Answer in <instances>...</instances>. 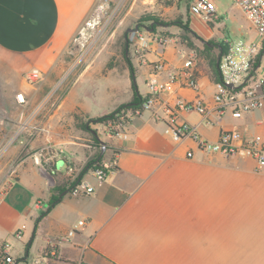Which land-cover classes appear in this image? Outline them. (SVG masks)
<instances>
[{"label": "crops", "instance_id": "crops-1", "mask_svg": "<svg viewBox=\"0 0 264 264\" xmlns=\"http://www.w3.org/2000/svg\"><path fill=\"white\" fill-rule=\"evenodd\" d=\"M98 2L0 0V78L19 87L27 100L21 104L11 96L16 105L26 108L15 106V115L24 111L26 118L23 129L18 126L8 132L17 135L15 151L20 145L40 150L20 163L18 174L0 192V252L8 244L12 264H264V166L247 155L204 152L192 138H175L161 100L105 140L109 144L102 161L115 164L105 179H97L93 171L64 178L70 173L69 157L82 159L77 155L82 144L73 133L79 116L109 113L128 103L135 92L147 96L151 63L158 57L167 59L173 70L184 61L179 53L184 43L178 37L163 47L150 40L143 53L145 62L131 46L124 53L136 67L132 77L126 68L119 76L111 72L91 76L88 82L84 73L114 53L113 46L102 43L90 49L88 67L64 86L66 67L81 50L73 39L94 15ZM218 14L220 19L214 22L224 24L223 14ZM203 18L190 16L191 26L200 35L213 34ZM35 67L43 70L44 78L30 86L24 75ZM55 76L62 90L46 91ZM196 78L197 88L172 84L167 97L172 100L179 94L212 103L216 81L200 65V58ZM82 82L90 86L80 89ZM100 84L104 86L97 92ZM256 111L264 108L240 118L230 112L221 118L214 113V126L201 123L196 111H183L175 122L197 126L210 141L218 140L222 128L236 127L253 136L250 129ZM258 124H264V119ZM65 149V154L59 153ZM60 161L63 165L58 168ZM76 176L77 182L89 181L94 192L73 193L70 180ZM61 186L66 189L51 206ZM86 218L87 223L77 226Z\"/></svg>", "mask_w": 264, "mask_h": 264}, {"label": "rangeland", "instance_id": "rangeland-1", "mask_svg": "<svg viewBox=\"0 0 264 264\" xmlns=\"http://www.w3.org/2000/svg\"><path fill=\"white\" fill-rule=\"evenodd\" d=\"M192 1L193 0H117L115 2H110L99 0L94 15L83 23L73 39V42L78 44L81 50L77 52L75 58H73L66 67L68 73L64 75L68 81L63 85L67 86V84H69V79L77 76L84 68L88 67L89 54L92 52L90 49L94 45L102 43L113 46L114 53L111 57H109L110 54H107L106 59L103 57L102 60L99 59L97 63L93 64L94 66H92L88 72L84 73L85 80L88 78L87 81L89 82L91 76L103 77L104 75H110L111 72H113V75L119 76L126 72V68L128 69L127 74L132 77L136 67L126 60L124 46L129 36V41L132 42L130 45L131 49L136 53L135 46L133 45L135 30H140L145 35H150V37L169 39L178 37V41L180 40L182 43H184L183 38L185 36L190 38L194 44L192 48L197 51L198 57L200 58V65L205 70H207V65L206 60L202 58V50L207 42L213 46L215 53L222 49V44L226 46L228 52L230 50V46L224 43V34L233 41L236 51L247 49L253 42H262L257 30L248 20L243 10L233 3V0H213L218 13L223 14L225 23L217 25L214 21L203 18L214 33L210 35L205 34V36L198 33L201 40L197 39L192 33L182 28L190 19V5ZM89 22H91L90 25H88ZM197 26H201L200 22L197 23ZM129 28H133L134 30L127 31ZM184 44L188 45V42ZM259 55H263L264 62V44L259 51ZM221 68L225 75L228 76L229 70L225 57L221 60ZM3 79L4 78H0V127L2 128L0 131V192L4 191L14 175L18 174L17 167L20 163L24 161L26 157L40 152L39 147L30 148L25 145H20L15 151L14 144L18 143L16 141L17 135H13L12 131L8 132V130L9 128L15 130L18 126L21 127V125L24 124L23 121L26 118V112L24 113V111H22L23 113L20 115H15L13 109L15 106H19L22 109L26 108L22 107L25 105H16L12 101L11 96H16L17 99V94L20 90L19 87L14 88L13 83L5 82ZM58 79L55 76V83L49 86L46 91L57 92L58 90H62V82H57ZM88 82L79 84L80 89L86 90L88 86H90ZM102 86L104 85L100 84V88L96 91L101 92ZM36 105L37 104H33V107ZM31 106L32 105L29 104L27 108ZM118 108L119 107L113 111L110 110V112L106 114L89 117L79 116V120L73 125V133L74 135L78 134L76 139L80 140L79 143L82 144V147H80V154L77 152V155L82 156V159L74 161L73 158L69 157L67 164L71 165L72 169L69 171L70 173L64 177L66 180L67 178L70 179L74 177L76 174H81L85 171H93L100 164L102 161V152H105L104 147H108L107 144H109L105 140L120 132L123 124L129 118V113L132 112V110H126L120 112L118 115L116 114L112 118H106ZM259 119H264L263 111H256L251 121L252 125L250 130L254 135L259 132H264V124H258ZM85 126H88V128H85ZM21 129H23V127H21ZM95 132L100 138L98 141L95 140ZM38 133L39 132L34 133V137H37L36 134ZM91 151H94L91 155V159L86 162L82 161L85 155H88ZM65 153L66 149L62 154ZM49 155H53L52 150L49 151ZM62 165L63 161H60L58 168H61ZM71 183L74 184V179L70 180V184Z\"/></svg>", "mask_w": 264, "mask_h": 264}, {"label": "built area", "instance_id": "built-area-1", "mask_svg": "<svg viewBox=\"0 0 264 264\" xmlns=\"http://www.w3.org/2000/svg\"><path fill=\"white\" fill-rule=\"evenodd\" d=\"M106 1L115 2L117 0ZM233 3L243 10L257 30L262 42H253L247 49L236 51L233 42L229 38L224 39V43L230 46L229 52L223 56L226 58L229 74L226 76L223 72V81L216 82L212 103L201 98L187 99L179 94L172 96V100L167 97L168 93L173 90L172 84H178L179 87H198L196 78L197 51L183 44L179 48V53L184 60L182 67L171 69L168 60L162 56L151 63L152 69L147 81L149 90L147 99L140 107L129 113L128 120H133L144 110L154 109L157 101L161 100V103L165 104V112L171 120V130L175 138H192L197 142L198 149L204 152H220L227 156L247 155L252 157L258 165L264 166V135L262 134L248 136L236 127L222 128L218 140L210 141L200 135L197 126L187 121L175 122V116H179L181 112L196 111L201 115V123L214 126L217 123V120L212 118L214 113H217V116L221 118L223 114L230 112L234 118H240L249 112L264 108L263 55L258 61L256 60L264 44V0H233ZM190 15L203 16L213 21L220 19L213 0H193L190 5ZM90 24L91 22L88 23V25ZM150 40L158 42L162 47L170 43L169 38H151L150 35L135 30L133 44L136 53L142 55L144 62L146 58L143 53L147 50ZM43 78V70L37 67L30 69L24 75L25 82L30 86L38 84ZM17 100L20 103L27 101L23 92L17 94ZM59 153H64V150H60ZM188 155H193L192 149L188 151ZM114 168L115 164L112 161H101L93 170V175L97 179L103 180ZM67 169L70 171L71 165L67 164ZM77 179L78 176L74 178V184L71 187L73 193L94 192V187L89 181L80 180L77 182ZM88 221L87 218L80 220L77 226H83ZM74 232L75 228L70 230L69 234L72 235ZM17 235L21 236L19 232ZM8 247V244L1 247L3 260L0 264L14 262L12 256L6 253Z\"/></svg>", "mask_w": 264, "mask_h": 264}, {"label": "trees", "instance_id": "trees-1", "mask_svg": "<svg viewBox=\"0 0 264 264\" xmlns=\"http://www.w3.org/2000/svg\"><path fill=\"white\" fill-rule=\"evenodd\" d=\"M182 28H184L187 32L192 33L197 39L201 40L200 36L198 35V32H196L194 30V28L191 26V20L190 19L188 20V22H186L183 25ZM127 39H128V41L125 42V46H124V53H126L127 48H129L131 43H132L131 41H129V39H130L129 36ZM183 39H184L183 40L184 43L188 42V45L186 44L188 47L191 46L190 48H192L194 46V44L190 38L185 36ZM221 48L222 49L219 52L215 53L213 46L207 42V43H205L204 49L202 50V54H203L202 58H204L206 60V65H207L206 71L209 73V75L212 77V79H214V81H216V82L223 81V71L221 68V60H222L223 56L228 53V49H226L225 45L222 44ZM259 57H260V55L258 54V56L256 57L257 61L259 60ZM146 99H147L146 96H143V95L135 92L133 98L128 103L122 104L121 106H119V108L116 111H114L112 114L108 115L106 118H112L116 114L118 115L120 112H124L126 110H132L133 111L136 108L140 107ZM86 127L87 126H85V128ZM95 140H97L96 137H95ZM82 173H84V172H82ZM65 187L61 186V187H59V189H57L58 193L56 195H53L51 206L56 204L58 201H60L59 194L66 189ZM2 256H3V253L0 252V259H2Z\"/></svg>", "mask_w": 264, "mask_h": 264}, {"label": "flooded vegetation", "instance_id": "flooded-vegetation-1", "mask_svg": "<svg viewBox=\"0 0 264 264\" xmlns=\"http://www.w3.org/2000/svg\"><path fill=\"white\" fill-rule=\"evenodd\" d=\"M87 128H88V126H87ZM95 137L97 138V141L100 140V138L98 137V134L96 132H95Z\"/></svg>", "mask_w": 264, "mask_h": 264}, {"label": "water", "instance_id": "water-1", "mask_svg": "<svg viewBox=\"0 0 264 264\" xmlns=\"http://www.w3.org/2000/svg\"><path fill=\"white\" fill-rule=\"evenodd\" d=\"M134 29L133 28H129L127 31H133Z\"/></svg>", "mask_w": 264, "mask_h": 264}]
</instances>
